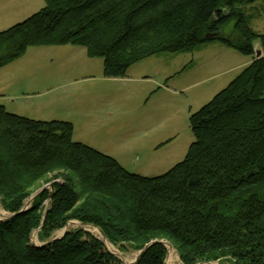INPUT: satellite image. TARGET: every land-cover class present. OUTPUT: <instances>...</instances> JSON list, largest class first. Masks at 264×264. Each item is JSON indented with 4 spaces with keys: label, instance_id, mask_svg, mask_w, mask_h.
<instances>
[{
    "label": "trees",
    "instance_id": "trees-1",
    "mask_svg": "<svg viewBox=\"0 0 264 264\" xmlns=\"http://www.w3.org/2000/svg\"><path fill=\"white\" fill-rule=\"evenodd\" d=\"M45 2L0 33V69L29 48L66 45L103 59L108 77L217 42L252 61L192 116L195 142L185 160L157 178L130 174L75 142L70 122L30 120L0 106V202L12 215L0 221V264H125L83 230L54 239L71 221L143 251L135 264H165L167 243L183 264H264V34L252 28L264 0ZM42 183L50 189L21 213Z\"/></svg>",
    "mask_w": 264,
    "mask_h": 264
},
{
    "label": "rangeland",
    "instance_id": "rangeland-1",
    "mask_svg": "<svg viewBox=\"0 0 264 264\" xmlns=\"http://www.w3.org/2000/svg\"><path fill=\"white\" fill-rule=\"evenodd\" d=\"M45 6V0H0V33ZM252 28L264 34V14ZM251 61V57L217 42L194 53L153 56L131 67L123 77H108L104 60L90 58L83 47L29 48L22 58L0 69V106L30 120L70 122L75 142L116 159L130 174L157 178L185 160L195 142L192 116L224 91ZM38 188L27 204L50 185L42 183ZM11 217L0 202V221ZM79 230L102 240L125 264H135L140 256L134 246H114L100 229L77 221L57 231L54 239ZM38 234L32 237L36 247L42 246ZM166 248L165 264H183L170 244Z\"/></svg>",
    "mask_w": 264,
    "mask_h": 264
},
{
    "label": "water",
    "instance_id": "water-1",
    "mask_svg": "<svg viewBox=\"0 0 264 264\" xmlns=\"http://www.w3.org/2000/svg\"><path fill=\"white\" fill-rule=\"evenodd\" d=\"M256 56H257V58H260V57L262 56V51H261V50H258ZM36 196H37V195H36ZM36 196H34V197L31 199V201L28 202V204H27V205L25 206V208L21 211V213H24V212H26V211L29 210V208L31 207L30 205L33 203V200L35 199ZM48 206H50V203H48ZM13 216H15V215H13ZM142 253H143V251H141L140 255H141Z\"/></svg>",
    "mask_w": 264,
    "mask_h": 264
},
{
    "label": "crops",
    "instance_id": "crops-1",
    "mask_svg": "<svg viewBox=\"0 0 264 264\" xmlns=\"http://www.w3.org/2000/svg\"><path fill=\"white\" fill-rule=\"evenodd\" d=\"M255 46H256L257 49H259V47H260L259 45H255ZM81 143L86 144V143H84V142H81ZM86 145H88V144H86ZM91 147H92V146H91ZM92 148H94V147H92ZM94 149H96V148H94Z\"/></svg>",
    "mask_w": 264,
    "mask_h": 264
},
{
    "label": "bare ground",
    "instance_id": "bare-ground-1",
    "mask_svg": "<svg viewBox=\"0 0 264 264\" xmlns=\"http://www.w3.org/2000/svg\"><path fill=\"white\" fill-rule=\"evenodd\" d=\"M100 233V232H99ZM100 235H102L101 233H100Z\"/></svg>",
    "mask_w": 264,
    "mask_h": 264
}]
</instances>
